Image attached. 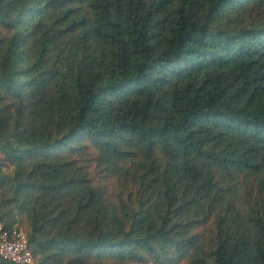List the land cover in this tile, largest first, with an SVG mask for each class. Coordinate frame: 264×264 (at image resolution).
Here are the masks:
<instances>
[{
	"label": "trees",
	"instance_id": "1",
	"mask_svg": "<svg viewBox=\"0 0 264 264\" xmlns=\"http://www.w3.org/2000/svg\"><path fill=\"white\" fill-rule=\"evenodd\" d=\"M8 181L37 264H264V0H0Z\"/></svg>",
	"mask_w": 264,
	"mask_h": 264
},
{
	"label": "built area",
	"instance_id": "2",
	"mask_svg": "<svg viewBox=\"0 0 264 264\" xmlns=\"http://www.w3.org/2000/svg\"><path fill=\"white\" fill-rule=\"evenodd\" d=\"M0 264H36L27 226L19 223L7 226L0 220Z\"/></svg>",
	"mask_w": 264,
	"mask_h": 264
},
{
	"label": "rangeland",
	"instance_id": "3",
	"mask_svg": "<svg viewBox=\"0 0 264 264\" xmlns=\"http://www.w3.org/2000/svg\"><path fill=\"white\" fill-rule=\"evenodd\" d=\"M13 173V170L11 168H7L5 169L4 171V174H12ZM1 184V183H0ZM9 181L7 182V185L6 186H3V188L0 187V196H4V190L8 191L10 188V185H9ZM6 196V195H5ZM16 214H17V219L19 222V224H22L24 226H27L28 227V223H27V219H26V215L24 212H22L21 210H15ZM36 264H37V261H36Z\"/></svg>",
	"mask_w": 264,
	"mask_h": 264
}]
</instances>
